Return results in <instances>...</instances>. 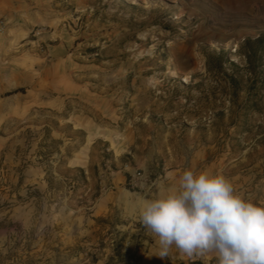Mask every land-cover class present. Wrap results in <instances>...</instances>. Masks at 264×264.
<instances>
[{"label": "rangeland", "instance_id": "374dc122", "mask_svg": "<svg viewBox=\"0 0 264 264\" xmlns=\"http://www.w3.org/2000/svg\"><path fill=\"white\" fill-rule=\"evenodd\" d=\"M186 165L264 206V0H0V264H218L137 220Z\"/></svg>", "mask_w": 264, "mask_h": 264}, {"label": "clouds", "instance_id": "9594fccd", "mask_svg": "<svg viewBox=\"0 0 264 264\" xmlns=\"http://www.w3.org/2000/svg\"><path fill=\"white\" fill-rule=\"evenodd\" d=\"M136 212L161 256L175 245L188 257L214 253L218 264H264V206L246 199L222 173L186 165Z\"/></svg>", "mask_w": 264, "mask_h": 264}]
</instances>
